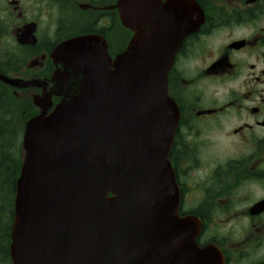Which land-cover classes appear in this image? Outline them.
Listing matches in <instances>:
<instances>
[{
	"label": "flooded vegetation",
	"instance_id": "obj_1",
	"mask_svg": "<svg viewBox=\"0 0 264 264\" xmlns=\"http://www.w3.org/2000/svg\"><path fill=\"white\" fill-rule=\"evenodd\" d=\"M156 2L184 35L168 75L180 217L198 222L197 245L212 248L216 264H264V0ZM118 4L0 0V264H12L28 124L63 98L54 52L97 36L115 58L133 36Z\"/></svg>",
	"mask_w": 264,
	"mask_h": 264
},
{
	"label": "water",
	"instance_id": "obj_2",
	"mask_svg": "<svg viewBox=\"0 0 264 264\" xmlns=\"http://www.w3.org/2000/svg\"><path fill=\"white\" fill-rule=\"evenodd\" d=\"M158 6L119 0L133 37L115 59L97 36L56 49L64 98L28 124L12 264L215 263L196 221L179 217L168 74L184 35Z\"/></svg>",
	"mask_w": 264,
	"mask_h": 264
}]
</instances>
